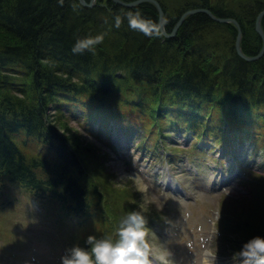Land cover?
I'll use <instances>...</instances> for the list:
<instances>
[{
    "label": "trees",
    "instance_id": "trees-1",
    "mask_svg": "<svg viewBox=\"0 0 264 264\" xmlns=\"http://www.w3.org/2000/svg\"><path fill=\"white\" fill-rule=\"evenodd\" d=\"M198 8L236 20L243 53H259L262 40L255 23L264 1L244 2L236 13H222L208 2ZM137 9L158 23V11L148 2L126 8L97 0L88 8L79 0H0V177L88 218L96 215L103 200L120 210L122 198L100 188L84 160L91 148L70 142L75 139L66 130L71 121L67 113L85 117L86 126L114 124L127 135L140 128L164 143L180 130L202 140L223 137L220 144L226 152L228 142L241 138H252L264 148V56L253 62L240 58L234 25L217 23L204 13L188 16L172 38L162 33L147 36L128 25L126 13ZM117 15L122 18L119 27ZM179 18L165 23L168 34ZM210 31L228 33L229 53L212 52L205 40ZM100 32L104 40L92 51H71L78 37ZM222 119L229 121L227 137ZM85 172L92 174L97 197L85 188ZM251 186L249 197L232 200L251 207L250 212L243 215L227 208L234 215L230 230L239 238L264 236V176L255 177ZM117 210L111 216L103 208L98 211L106 222H113ZM111 228L99 237H112L116 229Z\"/></svg>",
    "mask_w": 264,
    "mask_h": 264
},
{
    "label": "rangeland",
    "instance_id": "rangeland-1",
    "mask_svg": "<svg viewBox=\"0 0 264 264\" xmlns=\"http://www.w3.org/2000/svg\"><path fill=\"white\" fill-rule=\"evenodd\" d=\"M155 1L164 9L163 19L166 22H172L178 14L181 18L194 7L202 6L204 2H208L213 9L223 10L222 13L229 11L236 13L241 10L242 3L255 2V0ZM234 27L236 28L235 25ZM206 36L205 40L210 43L206 44L213 49L212 52L229 53L232 43L228 42V33L210 31ZM240 46L242 48V40ZM62 125L66 124L62 123ZM88 128L86 118L83 117L72 118L66 130L75 139V141L70 139L72 144L79 143L82 149L91 148L92 154H84V160L95 173L99 187L112 196L122 198L120 210L103 200L102 205L95 208L96 215L92 218L77 217L71 213H65L56 201L49 198L35 199L23 188L7 183L0 177V264H60V257L72 245L88 248L86 240L89 235L99 238L100 234L108 233V230L112 229L111 225L117 232L119 220L127 211L139 207L144 196H147L150 201L145 211L148 218L147 226H150L146 238L152 251L166 255L169 264H203L206 259L209 264L231 262L241 264L242 258L239 254L233 255L234 246L238 241L243 243L248 240V237H244V241L236 235L229 236L224 241L216 239L218 219L216 211L221 207L222 211L227 213V208L231 207L243 215L250 212L251 207L242 208V205L228 200L226 195L239 196L242 200L245 190L252 189L253 182L245 181L242 174L235 177L227 186L220 183L223 175L218 173V169L208 167L211 161L218 162L217 159L221 153L219 147L208 144L209 150L201 154L189 149L196 143L194 139L186 140L173 135L172 140L166 143L165 149H162L159 139H151L147 132L143 133V129L140 130L139 137L135 138L133 133V137L125 142L120 134L117 139L112 130L114 128L110 129V126L101 128L95 124L88 125ZM100 129L107 130L106 134H101ZM60 132L64 133V130L61 128ZM144 145L153 150H149L144 155L142 151ZM233 145L236 148V154H240L242 168L257 167L256 172L264 171V156L261 149L244 146V149L238 150L240 147L238 143ZM74 147L81 150L77 145ZM154 148H159L157 154ZM167 155L173 156L171 163L168 162ZM232 157L234 156L229 154L223 160L224 170L232 162ZM251 173L253 175H247L255 178V173ZM90 176H92L90 172H85V188L89 189L90 196L97 197L92 193L95 183ZM167 183L169 185L166 186ZM219 183L223 187L215 191ZM170 184L178 187L181 192L177 191L175 195L172 190H169ZM222 192L225 193L220 194ZM108 194L104 193V196L108 197ZM94 197L91 199L96 203L98 199ZM252 201L251 196L249 202ZM102 208L108 210L104 213L109 216L117 210L118 217L111 218L113 222H106L105 215L100 216ZM231 209L229 211H232ZM262 216L264 217V213ZM262 223L264 224V220ZM70 242L73 243L70 244Z\"/></svg>",
    "mask_w": 264,
    "mask_h": 264
},
{
    "label": "clouds",
    "instance_id": "clouds-1",
    "mask_svg": "<svg viewBox=\"0 0 264 264\" xmlns=\"http://www.w3.org/2000/svg\"><path fill=\"white\" fill-rule=\"evenodd\" d=\"M64 0H59L63 4ZM128 25L132 29L143 32L147 36L160 35L166 21L162 18L158 23L144 17L139 9L126 13ZM121 16L115 17L117 27L121 24ZM104 40V33L78 37L72 45L74 54H82ZM146 190V189H145ZM147 196L142 198L140 206L127 211L118 222L116 238L111 236L96 237L89 235L88 248L72 245L60 257V264H169L168 257L152 251L147 240L148 218L145 211L149 205ZM241 264H264V236L256 235L244 241L239 249Z\"/></svg>",
    "mask_w": 264,
    "mask_h": 264
},
{
    "label": "water",
    "instance_id": "water-1",
    "mask_svg": "<svg viewBox=\"0 0 264 264\" xmlns=\"http://www.w3.org/2000/svg\"><path fill=\"white\" fill-rule=\"evenodd\" d=\"M95 1L96 0H90L89 2H87L86 0H79L80 4L83 5L84 7H88V8H92L95 6ZM114 3L119 4L121 6L127 7V8H131L134 7L136 5H139L140 3H145V2H149L151 4H153L157 11H158V15H159V21L163 18L164 15V10L162 8V6L155 0H134V1H130V2H125L123 0H112ZM198 13H204L206 14L208 17H210L212 20L218 22V23H233L236 28H237V37H236V45H235V50L237 55L242 58L243 60L247 61V62H253L256 61L260 58H262L264 56V31L262 28V19L264 18V11H262L256 19V23H255V30L258 33V35L260 36L261 40H262V47L260 49V52L256 55V56H246L243 52H242V48H241V40H242V30L240 25L238 24V22L234 19H229V18H219L217 16H215L209 9H205V8H197V9H193L191 11L186 12L178 21V23L176 24V27H174L173 31L171 34H167L163 25V28L161 30V33L163 34V36H165L166 38H171L174 37L178 27H180L182 25V23L186 20V18L190 15H194V14H198Z\"/></svg>",
    "mask_w": 264,
    "mask_h": 264
},
{
    "label": "bare ground",
    "instance_id": "bare-ground-1",
    "mask_svg": "<svg viewBox=\"0 0 264 264\" xmlns=\"http://www.w3.org/2000/svg\"><path fill=\"white\" fill-rule=\"evenodd\" d=\"M240 125H242L241 123H240ZM245 126V125H244ZM248 141H250L249 139H248ZM234 154H236V149H234L233 151H232Z\"/></svg>",
    "mask_w": 264,
    "mask_h": 264
}]
</instances>
